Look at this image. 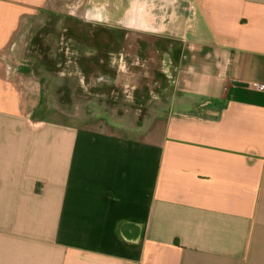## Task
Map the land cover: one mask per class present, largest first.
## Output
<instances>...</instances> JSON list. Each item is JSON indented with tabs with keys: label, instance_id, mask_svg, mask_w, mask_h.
<instances>
[{
	"label": "crops",
	"instance_id": "0c3cea01",
	"mask_svg": "<svg viewBox=\"0 0 264 264\" xmlns=\"http://www.w3.org/2000/svg\"><path fill=\"white\" fill-rule=\"evenodd\" d=\"M54 1L0 0V264H264V0H85L65 17L57 60L162 104L150 140L35 117L22 51ZM132 2L139 37L120 33Z\"/></svg>",
	"mask_w": 264,
	"mask_h": 264
},
{
	"label": "rangeland",
	"instance_id": "374dc122",
	"mask_svg": "<svg viewBox=\"0 0 264 264\" xmlns=\"http://www.w3.org/2000/svg\"><path fill=\"white\" fill-rule=\"evenodd\" d=\"M85 2L55 0L31 28L30 41L23 45L24 57L44 88L43 105L35 117L135 139L159 137L164 125L162 104L139 107L125 96L94 91L89 77L78 74L82 71L75 69V61L57 60L61 47L64 51L67 48L64 19L77 15L74 9Z\"/></svg>",
	"mask_w": 264,
	"mask_h": 264
},
{
	"label": "flooded vegetation",
	"instance_id": "af4514ba",
	"mask_svg": "<svg viewBox=\"0 0 264 264\" xmlns=\"http://www.w3.org/2000/svg\"><path fill=\"white\" fill-rule=\"evenodd\" d=\"M151 0H149L150 2ZM157 2L158 4L159 3H162V2H165V1H162V0H152V2ZM133 2L131 3V7H132V12L130 14H128V16L126 17V19L122 22V24L128 26V29L126 31H120V33L123 35V36H126V37H139L141 36V33L139 31V29L135 26H134V22L132 20H127V18H129L130 16L133 17ZM149 7V6H148ZM83 11H79L77 13V15L79 16ZM99 13V12H97ZM162 15V14H161ZM82 30L84 29L83 27H80ZM85 30H83L82 32H84ZM100 31H107L109 33V35L111 37H113L115 34H119L117 31L115 30H110V29H106V28H103L102 30ZM99 33V32H98ZM98 33H96L98 35ZM95 84L97 86H101V87H111V86H117L118 85V81H117V77L115 75H111L109 73H105V74H101V75H98L96 78H95ZM115 95V94H114ZM117 95V94H116ZM128 97L132 96V92H129L127 93Z\"/></svg>",
	"mask_w": 264,
	"mask_h": 264
},
{
	"label": "built area",
	"instance_id": "2783aa9c",
	"mask_svg": "<svg viewBox=\"0 0 264 264\" xmlns=\"http://www.w3.org/2000/svg\"><path fill=\"white\" fill-rule=\"evenodd\" d=\"M251 88H253L256 91L259 92H264V84H260V83H251L250 84Z\"/></svg>",
	"mask_w": 264,
	"mask_h": 264
}]
</instances>
